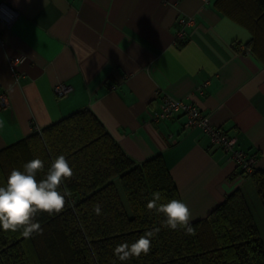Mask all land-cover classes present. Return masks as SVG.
I'll return each mask as SVG.
<instances>
[{
    "label": "crops",
    "instance_id": "1",
    "mask_svg": "<svg viewBox=\"0 0 264 264\" xmlns=\"http://www.w3.org/2000/svg\"><path fill=\"white\" fill-rule=\"evenodd\" d=\"M2 1L17 15L0 20V91L9 100L0 107V148L29 134L32 122L42 127L88 106L136 161L161 153L196 220L253 182L180 112L152 119L164 92L196 104L264 169V62L248 44L254 22L229 3ZM16 54L26 58L12 69L7 57ZM58 82L70 90L56 95Z\"/></svg>",
    "mask_w": 264,
    "mask_h": 264
},
{
    "label": "trees",
    "instance_id": "2",
    "mask_svg": "<svg viewBox=\"0 0 264 264\" xmlns=\"http://www.w3.org/2000/svg\"><path fill=\"white\" fill-rule=\"evenodd\" d=\"M217 1L254 22L248 44L264 62V0ZM61 153L72 167V174L58 185L63 206L51 212L38 209L32 219L39 230L29 236L23 234L24 226L0 228V264H264V240L241 189L189 221L191 231L170 227L163 212L148 207L155 190L164 198L179 199L161 153L136 161L88 106L1 147L0 183L12 168H22L33 157L43 161L36 170L39 180ZM247 175L264 205V169ZM148 231L147 252L124 259L114 252L122 241L130 243Z\"/></svg>",
    "mask_w": 264,
    "mask_h": 264
},
{
    "label": "clouds",
    "instance_id": "3",
    "mask_svg": "<svg viewBox=\"0 0 264 264\" xmlns=\"http://www.w3.org/2000/svg\"><path fill=\"white\" fill-rule=\"evenodd\" d=\"M42 165L39 157H33L25 161L22 168H12L6 180L0 183V228L16 230L18 226H24L23 234L29 236L32 230H39L38 222L32 219L38 209L51 212L63 206L65 197L58 185L64 177L72 174V167L64 154H58L46 175L37 180L36 170ZM151 195L148 207H156L163 212L170 227L182 226L191 231L190 211L183 200L164 198L159 190ZM162 200L165 202H160ZM94 210L99 213L100 205L97 204ZM151 236L152 232L148 231L130 243L122 241L115 246L114 252L121 259L131 254L138 255L141 251L147 252Z\"/></svg>",
    "mask_w": 264,
    "mask_h": 264
},
{
    "label": "built area",
    "instance_id": "4",
    "mask_svg": "<svg viewBox=\"0 0 264 264\" xmlns=\"http://www.w3.org/2000/svg\"><path fill=\"white\" fill-rule=\"evenodd\" d=\"M17 11L10 8L4 1L0 0V20L6 25H9L16 17ZM180 23L184 26L191 22V19L181 17ZM186 35L183 27L176 31V37L182 38ZM25 54H16L7 57L8 64L12 69H15L19 63L24 61ZM16 78V72H13ZM200 89V87H199ZM70 90V86L64 82H58L53 86V92L58 95H64ZM9 104L6 91H0V107H5ZM180 112L185 117L184 126L188 128H197L205 133L209 140L218 145L228 157L234 161L236 166L240 168L243 173L250 174L256 170L255 157L247 155L244 149L237 144L235 136L228 134L221 127L214 125L208 114L193 102L184 101L179 98L168 95L167 93L161 94V101L159 108L154 112L152 119L159 121L173 117L176 113ZM31 128L39 130L40 126L32 122Z\"/></svg>",
    "mask_w": 264,
    "mask_h": 264
},
{
    "label": "rangeland",
    "instance_id": "5",
    "mask_svg": "<svg viewBox=\"0 0 264 264\" xmlns=\"http://www.w3.org/2000/svg\"><path fill=\"white\" fill-rule=\"evenodd\" d=\"M117 188L121 194V198H122L127 210L129 211V207H128L126 197H125L119 183H117ZM244 194H245V198L247 200V203L250 206L251 211L254 215V218H255V221L257 223L260 234L262 235V238L264 240V205L260 201L253 183L251 184V186H248L246 189H244Z\"/></svg>",
    "mask_w": 264,
    "mask_h": 264
}]
</instances>
